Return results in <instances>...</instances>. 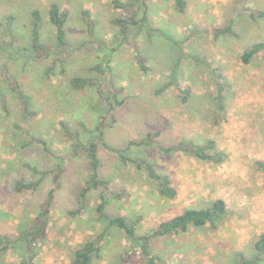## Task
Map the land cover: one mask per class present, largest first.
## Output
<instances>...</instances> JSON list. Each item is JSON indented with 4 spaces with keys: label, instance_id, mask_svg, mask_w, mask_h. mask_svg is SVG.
<instances>
[{
    "label": "rangeland",
    "instance_id": "1",
    "mask_svg": "<svg viewBox=\"0 0 264 264\" xmlns=\"http://www.w3.org/2000/svg\"><path fill=\"white\" fill-rule=\"evenodd\" d=\"M186 1L181 13L175 0H0V236L12 240L0 264H71L74 252L99 234H105L102 252L92 264H150L144 243L155 264L256 259L264 236V50L249 64L242 57L264 43V0ZM143 2L148 22L121 33L114 21H140ZM53 3L70 15L67 47L56 40ZM36 10L41 41L51 47L44 60L31 52ZM84 12L95 23L93 33ZM76 77L95 84L76 90ZM14 82L31 97L29 112L37 116L23 111ZM149 134L157 137L129 148ZM77 141L99 144L101 176L119 196L108 198L106 213L126 218L138 236L221 199L227 203L224 220L147 243L130 239L99 221L100 191L80 197L89 166ZM181 142H214L208 152L220 159L166 151ZM104 143L170 176L177 199H163L146 171ZM40 172L48 175L38 190H16L21 179H42ZM52 189L54 203L29 248L19 238L34 230Z\"/></svg>",
    "mask_w": 264,
    "mask_h": 264
},
{
    "label": "trees",
    "instance_id": "2",
    "mask_svg": "<svg viewBox=\"0 0 264 264\" xmlns=\"http://www.w3.org/2000/svg\"><path fill=\"white\" fill-rule=\"evenodd\" d=\"M144 3V2H143ZM176 7L179 12L184 13L187 8V1L186 0H175ZM117 7L120 8H128L134 7V5H121L116 3ZM146 3L143 4V7ZM137 6V5H136ZM142 19L138 20H126L122 18H118L114 21L118 27L121 28V33H126V29L129 26H138L140 24H146L148 22L147 17V6H145L144 12H142ZM34 18V29H33V40H32V48L31 52L36 55L38 60H44L46 56L49 54V50L51 47L42 43L40 38V28H41V13L39 11H34L32 14ZM84 16L86 18V25L89 28V33H93L95 23L91 19V15L89 12H84ZM49 18L51 24L54 26L56 31V40L58 44L62 47H67L66 41V26L69 22L70 15L67 11H64L61 6L57 3H53L49 9ZM222 32V31H221ZM264 50V43L255 44L252 49L247 51L242 59L245 64H249L253 57L257 55L260 51ZM140 63L142 64L143 62ZM6 67V66H5ZM7 69V67L5 68ZM17 82V81H16ZM14 82V83H16ZM18 83V82H17ZM14 84V91L18 94V97L23 105V111L26 114L37 116L36 113L31 114L29 109L32 105V99L28 96L27 93H24L23 90L20 89L18 84ZM72 86L76 90H83L88 86H93L95 83L93 81L84 79V78H73L71 80ZM189 91H184L183 95L184 101L186 102ZM122 103V102H121ZM120 105V104H119ZM113 107L110 108L112 111ZM115 120L113 119V122ZM64 125V124H62ZM101 127H98V131H100ZM102 136V135H101ZM156 135L149 134L144 140L141 142L131 141L129 143V148L133 147H143L147 145L148 141H152ZM44 143V142H43ZM77 146H80L85 150L87 153V161L89 166V176L88 179L85 181V185L81 190L80 197L84 199L88 194L93 192H101V199L100 203L97 207V214L99 217V221L107 222L111 226H115L121 231H124L125 234L132 240H135L139 243L145 241L146 243L151 240H156L158 238H167L173 237L180 234L187 233L190 229H200L204 228L207 225L216 226L217 223H221L228 210H227V203L225 200H218L213 203V205L209 208L204 209H196V208H188L184 212L179 215H176L172 219L162 223L157 230L153 232L151 236H138L136 234L135 225L131 224L127 221L124 217H115L111 218L106 213V207L108 203V198H118L119 196L115 193L111 188L110 181L103 179L101 176V169H102V162L99 157V144L95 142H90L88 144H82L80 141H77ZM105 146L117 152L114 148L109 147L106 143ZM215 143L211 142L210 146H198L193 143H186L181 142L178 146L170 147L166 151L167 152H178L183 151L193 155L196 159L200 161H218L220 157L217 159L215 155L210 154L208 151L210 149L215 150ZM211 147V148H210ZM161 148V147H160ZM126 151V149H124ZM123 151V150H122ZM164 151V150H163ZM118 153V152H117ZM120 154V158L125 162H132L136 165L139 171H146L149 178L157 183L158 185V192L159 195L166 200H176L179 196L178 190L175 188L173 181L170 176L162 175L158 173L154 164L142 160V161H134L133 159L127 158ZM221 156V155H219ZM264 170V163H260ZM42 175V179L36 182H26V180H19L16 183V190L21 193L23 191H36L40 188L43 179L48 175L46 172H40ZM60 175L56 174L54 177V182L60 186L59 184ZM55 189H52L48 195L47 201L42 204V212L37 218L34 230L27 232L26 234L22 235L19 239H21L24 243H26L27 247H31V240H35L41 236L43 231V226L41 225V220L47 217L50 213L52 205L54 203ZM222 220V221H221ZM104 233V232H103ZM105 234H99L97 237H93L87 240L79 249L74 252V258L71 264H92L95 258H99L100 253L102 252V242L105 238ZM142 244V243H141ZM12 246V240L8 236H0V257L3 253L7 252L9 248ZM147 246L145 243L142 244L143 253L147 255L150 259V264H155L153 259L150 258L149 252L147 250ZM257 257L254 260H248L244 255H240L239 263L238 264H264V236H262L261 241L256 245ZM20 264H31L29 261H23Z\"/></svg>",
    "mask_w": 264,
    "mask_h": 264
}]
</instances>
